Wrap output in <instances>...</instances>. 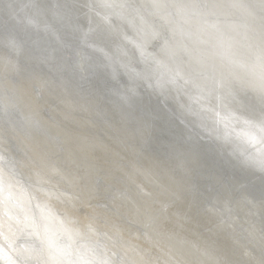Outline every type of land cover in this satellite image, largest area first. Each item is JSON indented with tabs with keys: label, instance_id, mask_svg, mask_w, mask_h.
<instances>
[{
	"label": "clouds",
	"instance_id": "1",
	"mask_svg": "<svg viewBox=\"0 0 264 264\" xmlns=\"http://www.w3.org/2000/svg\"><path fill=\"white\" fill-rule=\"evenodd\" d=\"M114 3L105 8L101 0H34L33 27L12 23L11 4L0 0L4 264H132L135 257L125 255L112 226L122 225L125 214L146 212L158 219L149 236L157 264H264V209L259 205L258 227L222 223L212 212L221 203L219 193L252 200L264 189V171L255 164L264 157V144L242 154L234 140L224 139L216 117L264 116V0ZM85 23L94 29L88 44L75 29ZM125 37L144 43L147 58ZM40 79L46 88L38 87ZM101 120L141 132L140 159L167 188L165 200L174 199L167 215L153 211L159 199L132 193L118 168L95 169L80 150L77 133ZM52 166L62 175L52 174ZM117 186L127 189L129 201L112 203ZM39 206L72 229L74 240L43 219ZM90 222L94 233L88 232ZM48 237L70 244L71 253L57 254Z\"/></svg>",
	"mask_w": 264,
	"mask_h": 264
},
{
	"label": "snow or ice",
	"instance_id": "2",
	"mask_svg": "<svg viewBox=\"0 0 264 264\" xmlns=\"http://www.w3.org/2000/svg\"><path fill=\"white\" fill-rule=\"evenodd\" d=\"M101 5L105 8H114L116 7L114 0H101ZM122 7V6H121ZM8 16L11 20H15V13L12 10V5H9L8 10ZM24 23L27 25H31L33 27L38 26V22L35 19L34 16H26L22 18L21 21H17V23ZM76 31L80 33V40L88 44L90 40V34L94 31V29L89 26L87 30L85 31L81 26L76 25L75 26ZM126 40L129 41V43L136 49V51L139 53L141 57L147 58L149 55L146 51V45L140 41L131 40L128 37H125ZM9 43L15 47L16 41L10 40ZM102 51V50H101ZM122 54H126L123 53ZM37 85L39 88L44 89L48 86V82L46 80H38ZM76 110L73 108V111ZM80 110L87 111V108L84 106H80ZM217 122H225L224 127V139L230 140L231 139V133L229 129H231L232 132H236V123L239 121V124L242 125L239 132H236L237 137L242 138L243 142L248 145L255 146L258 143L264 144V116H261L259 121L253 120V119H244L236 117L234 113H228L227 115L221 116L220 113H216ZM78 124L81 126L84 125H90L89 121H78ZM78 145L80 147V142L78 141ZM95 146H91L89 151L87 153L83 152V150L80 148V150L89 157L92 161H94V168L95 169H101L105 165V162L102 160V158L97 157L93 154V149ZM237 148L240 150V152L243 154L244 149L237 146ZM255 164L257 167H259L262 171H264V157L258 159L255 161ZM121 172H123V169L117 167ZM49 171L52 174H58L62 175L61 169L52 166ZM106 181L108 180V177H105ZM157 187L161 190V192L167 191V188L160 183V181H157ZM52 198H58V194L55 192L48 194ZM62 195V194H61ZM173 198H179L178 194L172 193L170 194ZM111 201L113 204H117L119 201H129V193L127 189L117 186L115 191L110 192ZM218 197L220 199V202L223 203L225 212H230L231 209L229 208V205L233 202L231 198V194L225 192V193H219ZM146 204L150 202H145ZM156 204L159 205L158 208L154 209L156 213L159 215H167L170 208L172 207L174 203V199H169L167 201H155ZM250 207H255L256 203H259L260 207L264 209V189L261 190L260 196L258 199L253 198L252 200L247 201ZM41 216L43 219L47 220L49 223H52L55 221L56 224L59 225V230L63 234L66 239L71 242L74 240V235L72 229L66 227L59 219V217H56L54 212L47 208L46 206H39ZM119 211V209H118ZM213 214H218L221 216V222L223 223L225 220L230 219L229 217H225L224 213L220 211V209H217L213 207L212 209ZM176 215L177 220L179 221L181 217L177 214ZM107 219V218H106ZM17 223H20V220L17 218ZM24 224L25 226H31L33 228V231L35 233L36 225L34 223H30V217L25 216L24 217ZM158 227V219L156 216H153L150 212H146L145 214H125L124 215V223L121 224H114L112 226V235L119 239L121 241L120 247L122 248L125 255H133L135 259L132 261V264H157V261L154 257L151 256V249L145 248L142 250H138L137 247L133 246L129 240L131 237L139 238L140 235H144L145 237L150 236V231H153ZM88 232L94 233L95 227L94 222H90L87 225ZM47 230V229H46ZM76 235H79L77 232ZM264 238V237H262ZM48 245L50 248H52L57 254L60 255H66L71 253V247L69 245H59L56 243L55 240H53L51 237H48ZM85 249L88 252H92L93 249L90 247H87L85 245ZM25 251H29L28 249H25ZM3 249H0V255H2Z\"/></svg>",
	"mask_w": 264,
	"mask_h": 264
},
{
	"label": "bare ground",
	"instance_id": "3",
	"mask_svg": "<svg viewBox=\"0 0 264 264\" xmlns=\"http://www.w3.org/2000/svg\"><path fill=\"white\" fill-rule=\"evenodd\" d=\"M220 123L225 124L223 121ZM139 133V130L133 132L124 129H115L111 125L107 124V122L101 120V123H99L96 127H91L85 131L79 132L77 135L79 137L80 148L83 150V152L87 153L91 146H95L93 149V154L102 158L106 166L115 168L119 167L123 169L122 174L125 173L126 169L128 168L129 171L131 169L130 173L134 172L139 174V177L147 179L146 176L142 175V173H145L157 182L159 181L158 176L151 169L146 167L140 159V150L137 147L139 144V136L137 134ZM136 165L143 166L145 169L141 167L143 169L141 170ZM129 171L126 174L129 176L130 180L127 181H132L135 183V185H139L141 190L144 192L143 194L145 195L136 193L132 189V184L126 181L132 193L144 199H159L162 202L166 201L163 192H161L159 188H148L149 190L146 189L147 185L145 184V186L143 181L139 182L137 178L129 174ZM148 185L150 184L148 183ZM246 200L247 199L245 197H241L237 201H233L229 205L231 211L227 212L226 216L223 203H219L216 205V207L220 209L222 213H224L225 217L230 216V222H239L241 224H245V226L248 227H258L259 219L257 214L260 213L259 204H256L255 207H250L248 203H245ZM172 211L177 212L179 209H173ZM150 239V237L140 235L139 238L131 237L129 242L133 246L137 247L138 250H142L149 248ZM8 256L9 253L3 250L2 255H0V264H4V261Z\"/></svg>",
	"mask_w": 264,
	"mask_h": 264
},
{
	"label": "water",
	"instance_id": "4",
	"mask_svg": "<svg viewBox=\"0 0 264 264\" xmlns=\"http://www.w3.org/2000/svg\"><path fill=\"white\" fill-rule=\"evenodd\" d=\"M8 2L12 5V10L15 13V20H12V23H14V24H16L17 21H21L22 18H24L26 16H33L35 14L34 9L32 8V5L34 3V0H8ZM0 15H2V14H0ZM82 28L86 31L87 28H88L87 24L85 23ZM221 115L224 116L223 114H221ZM219 126L222 129L225 130V127H224V124L223 123H219ZM235 127H236V132H239L240 129H241V127H242V125H240L239 123H236V126ZM229 131L231 133V139L236 142V145L237 146H239L240 148L244 149V151L247 150V149H253L255 147V146H252V145L245 144L243 142L242 138L237 137L236 132H232L231 129H229ZM140 134H141V132L139 134H137L139 136V140L141 138V135ZM137 147L140 150L139 144L137 145ZM136 166L139 167L141 170H143L142 168H144L143 166H140V165H136ZM128 171L129 170L127 168L126 171H125V173H123L124 178H126L125 181L130 180L129 176L126 174V173H128ZM130 172H131V169L129 171V174L132 175V176H134L135 178H137L139 180V182H142L143 181L144 182V185L145 184L147 185V188L146 189H148V188L149 189H158L156 181L153 178H151L150 176H148L147 174L142 173V175L146 176L147 179H145L143 177H139L140 175L134 173L133 171H132L133 173H130ZM127 182L130 183V184H132V189L136 193H139V194H143L144 193L141 190V188H140L139 185H135V183L132 182V181L131 182L127 181ZM148 183L150 185H148ZM154 192H156V191H154ZM143 195H145V194H143ZM245 198L247 199L245 201V203H247V201H249L251 199L250 197H247V196H245ZM256 204H258V203H256ZM226 215H227V212H226L225 216ZM257 217H258V219L260 221V213L257 214Z\"/></svg>",
	"mask_w": 264,
	"mask_h": 264
}]
</instances>
